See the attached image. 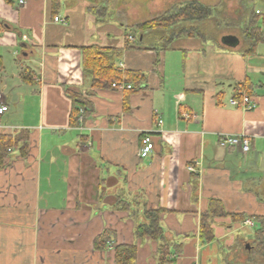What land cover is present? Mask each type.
<instances>
[{"label": "crops", "instance_id": "1", "mask_svg": "<svg viewBox=\"0 0 264 264\" xmlns=\"http://www.w3.org/2000/svg\"><path fill=\"white\" fill-rule=\"evenodd\" d=\"M257 1L0 0V136L29 139L24 156L11 149L0 166V264H113L118 245H136L135 264H158L156 243L134 236L144 205L163 210L166 264H262L254 218L264 217V42L251 49L243 35L252 11L262 15ZM188 2L210 15L135 29ZM92 46L118 50L116 66L144 76L140 89L92 87L81 70V49ZM69 93L89 106L76 127ZM243 95L254 109L229 104ZM142 134L154 144L145 160ZM220 134L246 137L250 150L219 147ZM194 163L198 174L188 172ZM212 200L225 216L208 219L214 240L201 243ZM104 231L114 239L97 249Z\"/></svg>", "mask_w": 264, "mask_h": 264}, {"label": "trees", "instance_id": "2", "mask_svg": "<svg viewBox=\"0 0 264 264\" xmlns=\"http://www.w3.org/2000/svg\"><path fill=\"white\" fill-rule=\"evenodd\" d=\"M174 15L165 14L162 18L156 21H149L139 24L135 29L141 31H151L153 28L160 27L162 29H169L179 21L194 20L199 21L205 19L210 15V8L204 7L196 2H188L184 6L178 8ZM253 11L248 17L247 24L243 29L244 38L251 42V49H254L258 43L264 42V15L259 17ZM120 57V52L114 48L105 47H86L81 49V70L84 76L91 80V86L96 88H112V84L124 82L131 86V89L124 92L138 91L144 82V76L137 72H123L116 66V61ZM1 67V65H0ZM27 78V79H26ZM23 77L26 83L31 82V77ZM115 90V89H114ZM72 108L70 113V125L73 127L78 126V119L80 112H82L83 120L86 113H88V103L81 97L80 94H68ZM241 96V95H240ZM235 99L240 98L235 96ZM28 133L18 132L13 137L9 135L0 136V166L6 160L8 153L11 149H16L24 156L27 151ZM143 134L139 137L142 138ZM119 207L121 210L129 211L130 216L132 213L131 203L118 199ZM163 210L148 209L145 205L141 207L139 217L141 221L137 223L134 229V236L136 239H148L156 243V254L158 255V264L169 263V242L167 236L160 227V218ZM225 213L221 204L217 200L210 201L209 208L200 219L199 239L201 243H208L214 240V234L211 223L208 219L215 217H223ZM242 220V218L240 219ZM255 238L257 242L256 258L259 262L264 264V217H255ZM114 239L112 232L104 231L94 241V246L97 249L104 247ZM177 250H178V246ZM137 247L136 245H118L114 248V261L113 264H135ZM179 252H175L178 254Z\"/></svg>", "mask_w": 264, "mask_h": 264}, {"label": "built area", "instance_id": "3", "mask_svg": "<svg viewBox=\"0 0 264 264\" xmlns=\"http://www.w3.org/2000/svg\"><path fill=\"white\" fill-rule=\"evenodd\" d=\"M19 4H23V0H19ZM54 22H64L60 20L58 17H55L53 19ZM129 40H132V38L129 36ZM112 88L118 91H128L131 89V86L128 84H125L124 82L115 83L112 84ZM229 104L234 107H240L243 110H252L255 107L254 102L251 100L250 96L243 95L240 100L232 98L229 100ZM8 108L3 102V98L0 95V115L7 112ZM181 119L187 120L189 119V116L186 112H181L179 114ZM79 123H82L83 117L82 112H80V116L78 119ZM162 122L159 120L158 124H161ZM218 145L221 148L227 149V148H238L242 153H247L250 150V144L246 137L241 135H228V134H220L218 135ZM154 150V144L151 140V136L149 134H143L142 138L140 139L139 148H138V157L140 159H148ZM199 166L198 163H194L188 167V172L191 174H198L200 173L199 170L196 169V167ZM245 224L249 227H253V222L246 221Z\"/></svg>", "mask_w": 264, "mask_h": 264}, {"label": "rangeland", "instance_id": "4", "mask_svg": "<svg viewBox=\"0 0 264 264\" xmlns=\"http://www.w3.org/2000/svg\"><path fill=\"white\" fill-rule=\"evenodd\" d=\"M264 4V3H263ZM262 3H260L259 1H257L256 2V8H258L259 10H261V12H262V15H264V5H263ZM262 15H260L259 17H262ZM222 15H220L218 18H219V20H218V23H222L221 25H223L224 24V19H225V17H221ZM258 16V15H257ZM217 18V19H218ZM226 20H227V18H226ZM220 21H223V22H220ZM238 22V21H237ZM215 24H217V23H215ZM14 70L15 69H11V68H9L8 70H7V72H6V75L7 76H11L13 73H14ZM32 108H33V112H34V110H35V105H33L32 106ZM7 115H9V114H7ZM6 117H8V116H6ZM31 118H33L32 116H31ZM82 123H80V124H78V125H81Z\"/></svg>", "mask_w": 264, "mask_h": 264}, {"label": "water", "instance_id": "5", "mask_svg": "<svg viewBox=\"0 0 264 264\" xmlns=\"http://www.w3.org/2000/svg\"><path fill=\"white\" fill-rule=\"evenodd\" d=\"M224 42L227 44V45H232V43H234V39L231 38V37H227L224 39Z\"/></svg>", "mask_w": 264, "mask_h": 264}]
</instances>
